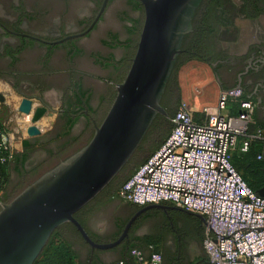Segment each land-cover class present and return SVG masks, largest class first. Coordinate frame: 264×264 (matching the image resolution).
<instances>
[{
	"label": "trees",
	"instance_id": "trees-1",
	"mask_svg": "<svg viewBox=\"0 0 264 264\" xmlns=\"http://www.w3.org/2000/svg\"><path fill=\"white\" fill-rule=\"evenodd\" d=\"M102 1L0 0L3 11L13 17L0 16V79L10 81L15 89L29 83L41 95L50 89L60 94L47 131L23 139L21 150L10 154L0 147V157H4L0 161V209L1 203H9L43 173L85 146L114 100L115 84L124 79L136 51L144 8L139 0H107L88 32L67 37L91 24ZM82 10L86 14L81 15ZM261 16L264 0L200 1L160 99L167 115L156 113L121 169L73 214L91 240L109 243L140 210L127 235L112 248H95L74 224L63 222L33 264H136L132 249L145 256L152 250L160 252L161 264L209 263L203 247L205 221L199 215L165 201L159 203L162 206L137 205L119 198L117 191L170 134L171 119L182 102L178 71L183 64L192 59L210 63L221 90L239 86L245 97L244 81L264 78V65L258 70L256 65L247 67L254 46L244 55L233 56L223 45L236 39L239 17L254 21ZM228 108L231 114L238 113L239 102L231 101ZM253 130L250 122L247 133L254 134ZM263 147L262 139L253 138L246 151L237 147L232 154L233 164L255 192L264 187V158L257 157ZM94 220L105 221L104 229L95 228Z\"/></svg>",
	"mask_w": 264,
	"mask_h": 264
},
{
	"label": "water",
	"instance_id": "water-1",
	"mask_svg": "<svg viewBox=\"0 0 264 264\" xmlns=\"http://www.w3.org/2000/svg\"><path fill=\"white\" fill-rule=\"evenodd\" d=\"M144 21L135 54L124 79L115 84V97L90 141L80 150L43 173L0 209V264H33L63 222H71L91 246L109 249L120 243L140 210L126 223L120 236L109 243L91 240L73 214L92 199L121 169L135 150L156 113L167 115L160 105L165 84L181 51L183 36L192 28V18L201 0H139ZM99 12L82 32H88ZM62 40V39H61ZM211 65L210 63H208ZM12 84V83H11ZM29 84V83H28ZM49 92L58 93L55 89ZM42 101L22 97L17 110L29 115L26 133L39 136L35 125L49 114ZM0 100L4 98L0 94ZM256 193L264 197V187ZM149 206H162L151 203ZM199 215L206 223L203 215Z\"/></svg>",
	"mask_w": 264,
	"mask_h": 264
},
{
	"label": "built area",
	"instance_id": "built-area-1",
	"mask_svg": "<svg viewBox=\"0 0 264 264\" xmlns=\"http://www.w3.org/2000/svg\"><path fill=\"white\" fill-rule=\"evenodd\" d=\"M235 100L239 111L231 114L228 105ZM254 107L239 87L221 90L213 107H203L202 118L181 102L166 140L117 191L137 205L165 201L203 215L208 264H264V197L232 162L237 147L246 151L250 140L259 138L247 133ZM0 147L14 151L2 129ZM131 254L136 264H161L156 250L145 256L132 249Z\"/></svg>",
	"mask_w": 264,
	"mask_h": 264
},
{
	"label": "crops",
	"instance_id": "crops-1",
	"mask_svg": "<svg viewBox=\"0 0 264 264\" xmlns=\"http://www.w3.org/2000/svg\"><path fill=\"white\" fill-rule=\"evenodd\" d=\"M238 21H241L242 24L239 25ZM235 25L238 28L236 39L229 43H223L224 47L230 50L231 55L241 56L248 53L250 47L254 46L256 51L248 55L247 67L256 65V69H260L264 65V16L254 21L239 17L235 21ZM186 63H188V66L184 74L181 72L178 73L181 100H183L182 102L189 109L194 106L195 109L201 113L203 107H213L215 105L219 92L221 91V83L214 74L211 65L207 62L192 59ZM196 67H201L202 73H199ZM242 74L244 73L239 74L240 81ZM244 82V86L246 87V89L244 88L246 90L245 93H247L246 96L250 98L255 105L253 119L251 121V124L254 126L253 132H255V134L258 133L259 139H262L264 143V78H260L254 83L250 79H246ZM250 86V90H247ZM205 87L208 88V91L206 96H203L201 90H204ZM25 88L30 89L32 87L28 83H23L20 89H15L10 81L0 79V94L4 98L3 101L0 100V124L3 130L9 134L11 148L13 150H21L23 139L31 137L26 133L27 127L30 125L29 121H25L27 120V116L17 110L20 100L22 97L26 96L33 99L35 106L38 105L35 103L33 96H29L24 92ZM46 93L52 92L47 91L42 95L39 93L37 97L40 96L43 102H45L47 100ZM54 94L57 95L58 98V93ZM203 97L207 99L211 97L213 100H204L205 98L203 99ZM59 103L60 101H58V104ZM12 113L13 116H15L14 118L10 117ZM54 118L55 116L52 118L51 124H49L46 130L45 127H40V120L35 125L44 133L51 127ZM258 156L264 158V147L257 157Z\"/></svg>",
	"mask_w": 264,
	"mask_h": 264
},
{
	"label": "rangeland",
	"instance_id": "rangeland-1",
	"mask_svg": "<svg viewBox=\"0 0 264 264\" xmlns=\"http://www.w3.org/2000/svg\"><path fill=\"white\" fill-rule=\"evenodd\" d=\"M80 14H81V15L86 14V10H82V11H80ZM0 16H1V17H4V18H8V19H13V17L7 15V14L3 11L1 5H0ZM238 24L241 25L242 22H241V21H238ZM23 26L25 27V25H23ZM51 33H52V35H56V33H55L54 31H51ZM187 66H188V63L183 64V65L179 68L178 73L181 72L182 74H184V71H185V69H186ZM196 68H197V70H198L199 73H202V69H201V67H196ZM207 91H208V88H207V87H205L204 90H201L203 96H206ZM24 92H25L26 94H28L29 96H33L34 101H35L36 104H38V105H41V104H42V101L39 100L38 97H37L39 93H37L38 91H36L35 89H33V88L26 89V88H25ZM45 95H46L47 100H46L44 103H46L47 106H48L50 109H49V114L46 115L45 117H43L42 119H44V118H46V117H49V118H51V121H52V118H53L54 116H56V110H57V108H58V106H59V104H58V100H59V99L57 98V95H55L54 93H46ZM34 96H35V97H34ZM193 97H194V96H193ZM204 98H205V99H204ZM203 99H204V100H213V99H211V97L208 98V99H207L206 97H203ZM181 101H183V100H181ZM192 107H193V108H192ZM192 107H190L189 110L191 111V113L193 114V116H194L195 118H200V117L202 118L201 113L198 112V110H196L194 106H192ZM25 115H26V114H25ZM52 115H53V117H52ZM26 116H27V120H25V121H26V122H28V121L30 122V120H29V115H26ZM10 117H11V118H14L15 116H13V113H12V115L10 114ZM42 119H41V120H42ZM50 124H51V123H50ZM47 128H48V126L45 127V130H46ZM239 171H240V170H239ZM240 172H241V171H240ZM152 243H154V244L157 245V244H158V241H153Z\"/></svg>",
	"mask_w": 264,
	"mask_h": 264
},
{
	"label": "flooded vegetation",
	"instance_id": "flooded-vegetation-1",
	"mask_svg": "<svg viewBox=\"0 0 264 264\" xmlns=\"http://www.w3.org/2000/svg\"><path fill=\"white\" fill-rule=\"evenodd\" d=\"M69 28L68 29H70V25L68 26ZM23 84V83H22ZM21 84V85H22ZM59 93H58V99H59ZM45 98V97H44ZM58 101H60V100H58ZM93 224H94V226H95V228H97V229H99V230H103L104 229V227H105V221H102V220H94L93 221ZM142 232H144V229L141 231V233Z\"/></svg>",
	"mask_w": 264,
	"mask_h": 264
},
{
	"label": "bare ground",
	"instance_id": "bare-ground-1",
	"mask_svg": "<svg viewBox=\"0 0 264 264\" xmlns=\"http://www.w3.org/2000/svg\"><path fill=\"white\" fill-rule=\"evenodd\" d=\"M40 127L41 128H44V127H46V126H49V124L51 123V118H49V117H46V118H44V119H40Z\"/></svg>",
	"mask_w": 264,
	"mask_h": 264
}]
</instances>
